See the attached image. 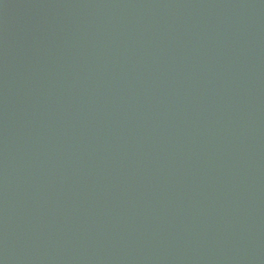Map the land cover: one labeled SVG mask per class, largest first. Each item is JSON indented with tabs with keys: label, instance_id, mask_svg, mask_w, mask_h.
<instances>
[{
	"label": "water",
	"instance_id": "water-1",
	"mask_svg": "<svg viewBox=\"0 0 264 264\" xmlns=\"http://www.w3.org/2000/svg\"><path fill=\"white\" fill-rule=\"evenodd\" d=\"M3 264H264V0H3Z\"/></svg>",
	"mask_w": 264,
	"mask_h": 264
},
{
	"label": "snow or ice",
	"instance_id": "snow-or-ice-1",
	"mask_svg": "<svg viewBox=\"0 0 264 264\" xmlns=\"http://www.w3.org/2000/svg\"><path fill=\"white\" fill-rule=\"evenodd\" d=\"M3 4V0H0V5H2Z\"/></svg>",
	"mask_w": 264,
	"mask_h": 264
},
{
	"label": "clouds",
	"instance_id": "clouds-1",
	"mask_svg": "<svg viewBox=\"0 0 264 264\" xmlns=\"http://www.w3.org/2000/svg\"><path fill=\"white\" fill-rule=\"evenodd\" d=\"M0 264H3V261L2 260H0Z\"/></svg>",
	"mask_w": 264,
	"mask_h": 264
}]
</instances>
